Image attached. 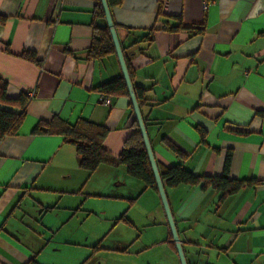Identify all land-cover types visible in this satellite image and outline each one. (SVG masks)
Returning a JSON list of instances; mask_svg holds the SVG:
<instances>
[{"label":"crops","instance_id":"obj_1","mask_svg":"<svg viewBox=\"0 0 264 264\" xmlns=\"http://www.w3.org/2000/svg\"><path fill=\"white\" fill-rule=\"evenodd\" d=\"M163 2L161 15L159 0L110 7L133 85L146 90L140 108L157 163L214 176L224 174L230 155L231 178L256 180L224 201L213 188L165 187L187 262L264 264V116L257 114L264 110V0ZM96 7L97 0H0V77L9 96H31L18 134L0 139V264H82L66 253L75 243L66 236L69 212L48 208L47 193L77 172L76 148L63 135L34 134L39 121L58 115L104 125L113 159L133 132L130 98L115 96L109 106L98 91L121 67L116 53L88 56ZM149 31L150 43H134ZM97 172L110 180L109 193L138 196L126 217L142 232L135 242L114 241L115 249L139 242L134 264H181L159 193H141L124 165L103 163Z\"/></svg>","mask_w":264,"mask_h":264},{"label":"trees","instance_id":"obj_2","mask_svg":"<svg viewBox=\"0 0 264 264\" xmlns=\"http://www.w3.org/2000/svg\"><path fill=\"white\" fill-rule=\"evenodd\" d=\"M107 1L109 6L112 7L121 4L123 0ZM159 2L160 7L158 14L161 15L163 13L164 5L163 0H159ZM2 21H4V18L0 16V22ZM152 40V31H149L144 36L135 40L134 43H150ZM109 54H115V47L107 26L101 2L100 0H97V7L94 15V38L88 56L91 59H102ZM124 56L131 76L132 68L130 58L125 52ZM22 57L38 62L35 54L30 51H25L22 54ZM7 88V80L0 77V104L17 108V110L0 108V139L18 134L27 115V106L31 100V96L26 92H22L17 97H11L7 93ZM98 91H100L101 94L111 95L112 97L120 95L129 97L122 74L101 84L98 87ZM135 92L141 107L147 100L145 96L146 90L136 87ZM130 107L133 110L131 102ZM257 114L264 116V110L258 111ZM144 121L146 124L145 118ZM33 133L63 135L66 141L75 146L79 165L83 169L94 173L103 163H111L113 165L121 164L125 166L126 173L129 177L136 179L143 184L141 193L146 189L158 193L154 174L136 119H134L133 132L125 141L123 149L117 159L112 158L104 145V141L108 135V129L101 124L84 119H79L74 124H71L58 115H55L50 121H39L33 129ZM201 136L204 141L205 131L201 130ZM164 142L171 150L177 153L180 158H185V153L171 141L164 138ZM229 167L230 155L226 158L225 172L223 175H198L192 170L185 168L180 163L170 166H161L158 164L160 175L165 187L174 188L186 184L200 186L203 190L213 188L221 192L220 201H224L225 198L238 192L242 187L256 182V180L251 179L240 180L231 178L229 176ZM137 198L138 196L129 199L134 202ZM122 219L130 223L126 215H124ZM28 264H37V262L35 259H32Z\"/></svg>","mask_w":264,"mask_h":264},{"label":"rangeland","instance_id":"obj_3","mask_svg":"<svg viewBox=\"0 0 264 264\" xmlns=\"http://www.w3.org/2000/svg\"><path fill=\"white\" fill-rule=\"evenodd\" d=\"M76 169L70 178H61L47 191L51 202L48 208L69 212L66 236L75 243L68 244L66 253L74 252L82 264L88 261L89 264L139 262L142 259L137 250L139 242L135 247L121 250L115 249L118 245L114 244L119 240L135 242L142 232L122 219L135 200L132 202L123 195L106 191L110 180L103 172L91 173L79 164ZM125 189V186L120 187L121 191Z\"/></svg>","mask_w":264,"mask_h":264},{"label":"water","instance_id":"obj_4","mask_svg":"<svg viewBox=\"0 0 264 264\" xmlns=\"http://www.w3.org/2000/svg\"><path fill=\"white\" fill-rule=\"evenodd\" d=\"M102 8H103V12L105 15V19L107 22V26L109 28L110 31V35L115 47V53L118 57V61L121 67V74L124 78L126 87H127V91H128V95L130 98V102L132 104V108L135 114V119L138 123L139 126V130L141 132L142 138H143V142L148 154V158L150 161V165L154 174V178L156 181V185H157V189H158V193L166 214V218H167V222L173 237V241L175 243L176 249H177V254L180 260L181 264H188L186 256H185V252L182 246V243L180 241V237L177 231V227L173 218V214L169 205V201L167 198V194H166V190H165V186L164 183L162 181L161 175H160V171L158 168V164L157 161L155 159V155H154V151H153V147L151 145V141L148 135V131H147V127L143 118V114L137 99V95L135 92V88L133 85V82L131 80V76L127 67V63L125 60V56L123 53V49L121 47V43L118 37V33L115 27V23L113 21L112 15H111V10H110V6L108 4L107 0H100Z\"/></svg>","mask_w":264,"mask_h":264},{"label":"built area","instance_id":"obj_5","mask_svg":"<svg viewBox=\"0 0 264 264\" xmlns=\"http://www.w3.org/2000/svg\"><path fill=\"white\" fill-rule=\"evenodd\" d=\"M165 3V2H163ZM206 7V4H205ZM112 96L111 95H107V94H101V100L103 103H105L106 105H111L112 104Z\"/></svg>","mask_w":264,"mask_h":264}]
</instances>
